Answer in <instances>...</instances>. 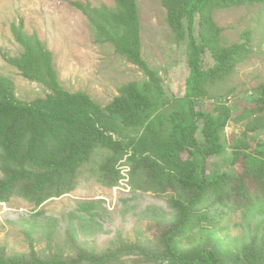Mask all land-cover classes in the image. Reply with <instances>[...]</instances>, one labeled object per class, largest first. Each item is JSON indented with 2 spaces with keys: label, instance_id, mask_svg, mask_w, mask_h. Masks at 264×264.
Returning <instances> with one entry per match:
<instances>
[{
  "label": "trees",
  "instance_id": "obj_1",
  "mask_svg": "<svg viewBox=\"0 0 264 264\" xmlns=\"http://www.w3.org/2000/svg\"><path fill=\"white\" fill-rule=\"evenodd\" d=\"M113 2V7L70 2L87 19L97 41L109 43L145 77L142 83L120 87L105 107L85 93L65 91L46 46L24 31L21 19L10 26L22 53L3 56L4 61L27 81L43 86L47 94L22 102L12 81L0 77V203L16 196L38 208L68 194L77 170L99 149L109 153L99 165L104 186L116 187L120 175L115 166L125 158L131 189L168 194L174 218L154 241L130 243L119 238L107 250L94 252L66 231L64 247L48 244L39 252L31 240L26 253L7 254L0 247V264H126L124 258L130 256L140 257L142 264H264V221L252 228L241 256L225 248L215 233L222 231L226 237L220 221L230 213L264 209V141L248 137L264 134V82L256 101L234 118L243 131L226 140L227 146L222 132L230 110L221 106L203 111L195 104L207 97L210 83L225 79L251 51L249 32L241 34L237 43H222L213 12L248 6L264 9V0H160L175 37H188L186 104L170 108L158 73L141 54L136 1ZM206 52L213 62L207 69L203 67ZM127 129L142 133L124 140ZM226 148L231 151V164H239L241 172L207 178L208 160L220 157ZM204 224L212 227L205 242L182 250L180 238Z\"/></svg>",
  "mask_w": 264,
  "mask_h": 264
},
{
  "label": "rangeland",
  "instance_id": "obj_2",
  "mask_svg": "<svg viewBox=\"0 0 264 264\" xmlns=\"http://www.w3.org/2000/svg\"><path fill=\"white\" fill-rule=\"evenodd\" d=\"M74 1L92 7L114 6L113 0H0V77L12 81L18 100L29 103L47 94L43 86L24 79L3 59V56L15 58L22 53L10 32V26L20 19L24 31L36 35L51 53L57 79L67 92L85 93L105 107L117 96L120 87L145 81L139 69L119 56L109 43L97 41L87 19L70 4ZM135 1L142 57L158 73L168 108L176 103L185 106L188 37L182 40L175 37L160 0ZM212 17L221 29L222 43L226 46L240 41L244 32L250 33L251 51L247 59L225 79L210 83L207 97L195 103L203 111H214L221 106L230 110L231 118L222 132L226 145V140L229 142L243 131L242 124L234 118L256 101L259 86L264 82V9L260 6L234 7L215 10ZM212 63L206 52L203 67L207 69ZM141 133L142 129L137 133L127 129L123 132L124 140ZM252 136L259 142L264 141L261 132L248 135ZM107 155V151L96 149L77 170L72 190L38 208L16 196L7 203H0V247H4L7 254L26 253L29 240L39 252L48 244L64 247L66 231L74 235L78 244L94 252L107 250L119 238L130 243L154 241L174 218L168 194L133 191L125 158L115 166L120 175L116 187L104 186L99 165ZM231 156L230 149L226 148L220 157L209 159L205 176L241 172L239 164H231ZM260 221H264V209L249 213L235 211L220 221L226 237L217 229L216 238L223 241L225 248L241 256L242 245ZM211 229L206 224L195 228L180 238V248L188 250L203 244ZM124 259L126 264H142L140 257Z\"/></svg>",
  "mask_w": 264,
  "mask_h": 264
}]
</instances>
